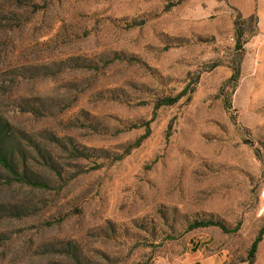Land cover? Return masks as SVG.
Returning <instances> with one entry per match:
<instances>
[{"label":"rangeland","instance_id":"374dc122","mask_svg":"<svg viewBox=\"0 0 264 264\" xmlns=\"http://www.w3.org/2000/svg\"><path fill=\"white\" fill-rule=\"evenodd\" d=\"M240 15L258 23L234 85ZM0 115L80 164L61 188L0 177V264H76L67 242L81 264H248L264 226V0H0ZM150 119L99 168L46 139L114 154L144 132L119 129ZM195 219L239 228L186 230Z\"/></svg>","mask_w":264,"mask_h":264},{"label":"trees","instance_id":"16d2710c","mask_svg":"<svg viewBox=\"0 0 264 264\" xmlns=\"http://www.w3.org/2000/svg\"><path fill=\"white\" fill-rule=\"evenodd\" d=\"M258 23V18L254 15L248 18H243L241 15L236 20V42L235 49L238 51V58L234 62V72L230 77V81L236 85L241 72V54L244 50V45L248 42L249 38L256 33V26ZM249 31V35L246 31ZM196 82L197 80L194 79ZM194 87H192L191 82L187 83L184 88L176 95L162 96L157 99L156 107L174 105L181 99H183L189 93H193ZM190 94L188 98H190ZM228 108L232 105L230 102L226 101ZM37 110L33 108L32 112ZM151 121H140L132 122L126 124L123 128L119 129V132L126 130L144 128V132L137 137L133 142L127 144L122 152L110 154L107 151H102L92 147L78 144L73 141V138L57 137L56 135L49 133L46 139L50 140L53 145L57 146L60 150L68 153L69 159L72 161H83L88 159H94L96 168L102 167L106 162L120 161L125 156L129 155L133 149L142 145L145 139H147L151 134ZM171 127V124H170ZM57 153L48 152L43 153L41 143L29 135L27 132L20 131L14 125H12L8 119L0 115V177L5 178L6 183L20 184L32 188L39 189H52L57 187L55 185L56 181L61 184L58 188L63 187L66 181L69 179L65 176L67 168L66 165L78 166L80 164H64L61 163L59 158L56 156ZM36 162V166L33 163ZM37 164L39 167L46 169L48 173L42 172L37 169ZM41 165V166H40ZM74 175H72L73 177ZM3 209V210H2ZM6 205L0 204V212L4 213ZM218 226L224 232H235L238 230L239 226L228 227L225 223L220 220L215 219H195L190 222L186 230H192L200 227ZM264 236V226L259 230L255 239L253 240L250 249L248 250L247 260L248 264H253L256 261V254L258 252V247ZM177 235L168 234L162 240L175 239ZM137 245H152V242L147 240L138 242ZM63 251L69 254L72 260L76 264H81V259L78 255L76 245L72 242H67L64 245ZM149 260L143 261L139 264H148Z\"/></svg>","mask_w":264,"mask_h":264},{"label":"crops","instance_id":"0c3cea01","mask_svg":"<svg viewBox=\"0 0 264 264\" xmlns=\"http://www.w3.org/2000/svg\"><path fill=\"white\" fill-rule=\"evenodd\" d=\"M256 264H264V236L258 247V258Z\"/></svg>","mask_w":264,"mask_h":264}]
</instances>
